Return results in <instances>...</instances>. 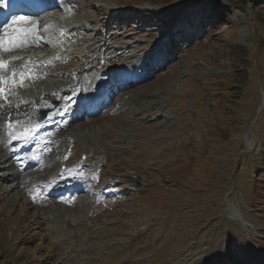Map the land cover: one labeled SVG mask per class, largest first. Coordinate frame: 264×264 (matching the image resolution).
Returning <instances> with one entry per match:
<instances>
[{"label":"rangeland","instance_id":"obj_1","mask_svg":"<svg viewBox=\"0 0 264 264\" xmlns=\"http://www.w3.org/2000/svg\"><path fill=\"white\" fill-rule=\"evenodd\" d=\"M68 6L70 23L116 27L110 32L119 35L111 44L117 53H107L118 57L107 62L112 71L157 49L167 57L155 77L116 97L119 108L59 132L58 151L70 147L75 159L85 154L95 181L73 198L28 201L0 158V264H264V0H70ZM96 39L82 40L94 41L86 52L64 38L60 48L30 44L47 75L34 87L25 77L22 98L46 97L70 81V71L80 76L87 57H102L90 52ZM18 50L8 52L7 68L25 64L13 57L29 49ZM43 157L54 165L46 162L42 175L58 165L53 155ZM55 176L47 171L45 180ZM118 186L121 194H109ZM100 187L108 189L98 202L93 192Z\"/></svg>","mask_w":264,"mask_h":264},{"label":"snow or ice","instance_id":"obj_2","mask_svg":"<svg viewBox=\"0 0 264 264\" xmlns=\"http://www.w3.org/2000/svg\"><path fill=\"white\" fill-rule=\"evenodd\" d=\"M50 27L49 25H45V28ZM37 36V22L32 20L30 17H12L10 21H6L3 25L2 34H0V51L9 52L16 48H26L29 44L38 40ZM18 59V57H13V60ZM58 59V57H57ZM9 61H4L0 59V69H4L7 67ZM17 73L13 71V77H15ZM22 80L25 78V74L23 72L18 74ZM9 79H12L11 77ZM7 81L4 78H0V84H5ZM13 83L15 81L13 80ZM21 86L22 83H21ZM0 92H3V88H0ZM9 128L12 127L11 124L8 125ZM31 129H26L24 132L12 135V139H21L27 138L28 133ZM32 159H36L35 156Z\"/></svg>","mask_w":264,"mask_h":264},{"label":"bare ground","instance_id":"obj_3","mask_svg":"<svg viewBox=\"0 0 264 264\" xmlns=\"http://www.w3.org/2000/svg\"><path fill=\"white\" fill-rule=\"evenodd\" d=\"M111 19V18H110ZM54 23V22H53ZM53 25V24H52ZM56 25V27H57V24H55L54 23V25L53 26H55ZM75 25V24H74ZM47 31H49L50 32V29H48ZM48 33V32H47ZM53 36H54V34H49L48 35V38L51 40V39H53ZM55 37V36H54ZM115 39V40H114ZM113 40L114 41H117V38L115 37V38H113ZM97 45V44H96ZM96 47V46H95ZM94 47V48H95ZM158 53L159 52H155V54H154V57H158ZM28 55V54H27ZM1 56V55H0ZM29 57V56H28ZM0 59H1V57H0ZM29 60V59H28ZM30 61V60H29ZM18 77L17 76H15V77H13L12 76V79H14V80H16ZM125 79H126V77H124ZM112 81L111 80H109V79H104L103 80V83L102 84H100L101 85V88H105L109 83H111ZM98 83V82H97ZM99 84V83H98ZM69 87H72V85L71 86H69ZM67 88H68V86H67ZM56 90H58V91H60L62 88H58V87H56L55 88ZM34 95H36L35 97H34ZM32 97H30V99L32 98V102L35 104V105H40V103L41 104H43L44 105V103H46L49 99H47V98H39L38 96V94H34ZM42 100V101H41ZM98 100V99H97ZM94 103H96V102H94ZM93 103V104H94ZM71 136H66V141H67V143L69 142V138H70ZM59 153V151L58 152H55L54 154H53V156L54 155H57ZM63 153V152H62ZM62 156H63V154H62ZM5 157H7V153L5 152V149H4V147H3V145L1 144V146H0V158H5ZM54 159V158H53ZM51 160H52V157H51ZM55 160V159H54ZM45 161V160H44ZM43 161V162H44ZM53 161V160H52ZM52 161H50V160H47V164H51V163H53ZM43 162H42V164H43ZM55 163H58V165L56 166V169L54 168V167H52L51 169H49L48 168V172L49 171H51V170H53V172L56 174V176H55V178L53 179V181H50L49 179L47 180V184L46 185H44L45 187H47V188H50V187H54L55 189H58L59 187H60V183H59V180H60V178H61V176L59 175V172H60V164L62 163V158H57V160L55 161ZM53 165H54V163H53ZM46 171V172H47ZM45 172V173H46ZM45 173H43L44 175H42L41 174V172H39V170H37L36 171V173H29V174H26V177H25V179L27 180V181H29V180H33V179H36L37 181L38 180H40L41 178H43L44 180H45ZM49 174V173H48ZM24 177V176H23ZM23 177L22 176H17L16 177V185H17V187L18 188H21V190L24 192V190H26L27 189V182L26 181H24L23 180ZM228 209H230V208H228ZM228 209H227V211H228ZM233 213H235L233 216H236V217H241V215L239 214V215H237L236 214V212H233ZM233 219H235L234 217H232ZM230 219H231V217H230ZM76 236V235H75Z\"/></svg>","mask_w":264,"mask_h":264}]
</instances>
